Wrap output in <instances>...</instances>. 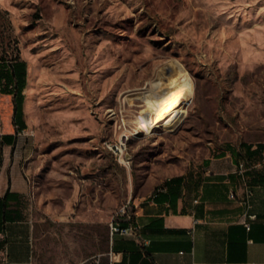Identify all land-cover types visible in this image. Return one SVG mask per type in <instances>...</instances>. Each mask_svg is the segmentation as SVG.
<instances>
[{"label": "rangeland", "instance_id": "1", "mask_svg": "<svg viewBox=\"0 0 264 264\" xmlns=\"http://www.w3.org/2000/svg\"><path fill=\"white\" fill-rule=\"evenodd\" d=\"M0 8L13 27L0 50L18 46L27 64L26 129L0 166L21 194L23 221L8 229L29 234L32 264H109L112 220L133 217L167 180L199 176L205 159L264 142V0ZM11 116L2 105L0 120ZM122 132L127 165L111 148Z\"/></svg>", "mask_w": 264, "mask_h": 264}, {"label": "crops", "instance_id": "2", "mask_svg": "<svg viewBox=\"0 0 264 264\" xmlns=\"http://www.w3.org/2000/svg\"><path fill=\"white\" fill-rule=\"evenodd\" d=\"M0 100L1 106L12 110L11 118L0 120V159L7 161L5 156L17 144V135L26 129L24 102L21 118L16 115L14 94L0 92ZM230 155L231 160L227 159L229 154H221L215 162L205 159L199 176L198 172L184 176L181 184L163 187L142 202L132 220L149 243L141 245L135 238L120 234L111 236L109 264H264V151L250 160L241 148ZM231 164L236 170L228 169ZM241 164L244 173H240ZM251 173L258 177L257 183L250 182ZM247 186L254 192L251 199L247 198ZM7 192V209H17L22 218L5 223L0 220V264H32L29 234L8 229L23 221V212L19 207L21 194L11 188L3 163L1 205ZM252 213L255 219L249 217ZM244 221L251 223L250 230Z\"/></svg>", "mask_w": 264, "mask_h": 264}, {"label": "trees", "instance_id": "3", "mask_svg": "<svg viewBox=\"0 0 264 264\" xmlns=\"http://www.w3.org/2000/svg\"><path fill=\"white\" fill-rule=\"evenodd\" d=\"M12 22L9 18V14L0 8V38L5 34L12 36ZM17 45V40L11 38ZM20 49L18 46L9 52L6 48L0 50V92L14 94L15 96V106L16 115L23 116V102H24V89L27 82V64L24 60L19 58ZM23 126L26 123L23 121ZM253 143H242L241 149L248 160L259 157L264 151V142H258L256 148H253ZM236 153V152H235ZM250 182L257 183V176L250 174ZM184 180V176H176L165 182L163 187H168L173 183L181 184ZM162 187V188H163ZM160 190V189H159ZM158 190V191H159ZM157 191V192H158ZM155 192V193H157ZM5 203L1 205L0 203V220L2 223L9 221H16L22 218L21 213L16 210H9L8 202L10 201V193L7 192L4 196ZM127 222H123L126 225Z\"/></svg>", "mask_w": 264, "mask_h": 264}, {"label": "built area", "instance_id": "4", "mask_svg": "<svg viewBox=\"0 0 264 264\" xmlns=\"http://www.w3.org/2000/svg\"><path fill=\"white\" fill-rule=\"evenodd\" d=\"M125 137L124 140H116L114 144H111V148H113L114 152L119 155L120 160L125 165L130 164V156L127 153L128 150V144L130 141V132L127 134H123ZM243 164H241L240 173H244ZM246 194L247 198L251 199L254 192L253 189L250 186L246 187ZM250 207V206H249ZM249 217L251 219L256 218V214L252 213L249 214ZM124 222H127L126 225H123V222H119L117 220H112L109 223V229L111 236L115 234H120L123 236H129L135 238L141 245H147L149 243V239L145 238L140 230V227L132 220V217H129L128 220H125ZM245 226L247 229H251V223L248 221H244Z\"/></svg>", "mask_w": 264, "mask_h": 264}, {"label": "bare ground", "instance_id": "5", "mask_svg": "<svg viewBox=\"0 0 264 264\" xmlns=\"http://www.w3.org/2000/svg\"><path fill=\"white\" fill-rule=\"evenodd\" d=\"M176 71L177 70H174V72L176 73ZM176 85V84H175ZM175 85H173V86H175ZM184 85H185V95H186V101H187V103L188 102H190V100H191V98H192V95H193V89H194V83H193V81L189 78V76L188 75H186L185 76V81H184ZM173 88V87H172ZM175 88V87H174ZM171 89V88H170ZM176 100V99H175ZM173 107H174V105H173ZM149 111V112H155V110H153L151 107H148V109H143V112L144 111ZM169 110H170V108H168V109H166V110H164V111H162L161 112V115L164 117L165 115H167L168 114V112H169ZM157 112V111H156ZM178 118V117H177ZM176 118V119H177ZM174 120V121H172V122H170L169 124H168V128H172L173 126H176V124L179 122V119H177V120ZM127 133H129V132H122V134H127ZM130 137H131V133H130Z\"/></svg>", "mask_w": 264, "mask_h": 264}]
</instances>
